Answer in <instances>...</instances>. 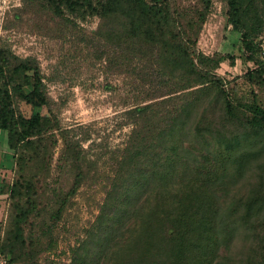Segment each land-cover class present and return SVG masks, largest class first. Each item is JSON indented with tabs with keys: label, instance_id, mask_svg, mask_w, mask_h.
I'll return each instance as SVG.
<instances>
[{
	"label": "trees",
	"instance_id": "trees-1",
	"mask_svg": "<svg viewBox=\"0 0 264 264\" xmlns=\"http://www.w3.org/2000/svg\"><path fill=\"white\" fill-rule=\"evenodd\" d=\"M223 1L241 32L243 55L257 61L262 75L264 0ZM24 2L53 23L99 18L93 40L103 43L111 68L134 76L128 82L134 101L123 113L130 130L117 147L113 174L92 178L86 170L95 163L62 135L58 119L21 110L49 105L37 58L0 45V131L16 173L6 188L13 226L0 251L13 263L27 254L24 226L42 216L36 187L46 183L61 140V159L77 173L68 192L54 191L42 238L53 236L86 183L103 184L104 194L70 264H264V193L243 194L248 146L253 152V142L264 141V107L232 93L217 72L224 59L198 48L213 0L195 8L177 0Z\"/></svg>",
	"mask_w": 264,
	"mask_h": 264
},
{
	"label": "rangeland",
	"instance_id": "rangeland-1",
	"mask_svg": "<svg viewBox=\"0 0 264 264\" xmlns=\"http://www.w3.org/2000/svg\"><path fill=\"white\" fill-rule=\"evenodd\" d=\"M177 2L184 8H195L200 0ZM227 12L223 0H213L198 48L207 56L224 59L217 72L232 93L246 103L255 100L264 107V72L256 74L260 65L249 55H243L241 32L230 22ZM99 25L97 17L75 21L68 17L63 23H53L46 15L32 11L24 0H0V45L8 46L21 58H37L49 98L48 106L22 104L21 110L26 116L42 114L58 119L62 135L81 144L84 156L95 163L86 170L92 178L113 174L117 147L130 130L123 124V113L134 101L132 95L128 96L131 90L128 82L134 76L111 68L103 43L93 40ZM259 41L258 60L264 63V35ZM253 145H258L253 152L251 144L247 149L252 156L243 190L247 196L255 189L264 193V141L256 140ZM62 154L60 140L46 183L36 187L42 216L32 218L24 226L27 254L13 263L12 255L1 250L0 264H70L72 249L86 238L104 196L103 184L97 181H89L71 197L53 236L42 238L41 227L45 222L51 224L49 213L55 206L54 191L68 192L77 173L73 165H66L61 159ZM11 178L12 184L16 178L14 170ZM8 208L11 212V202L6 200V212ZM261 220L264 222V216ZM12 226L13 217L11 222L7 221L6 213L0 224V249ZM261 246L264 247V233Z\"/></svg>",
	"mask_w": 264,
	"mask_h": 264
},
{
	"label": "crops",
	"instance_id": "crops-1",
	"mask_svg": "<svg viewBox=\"0 0 264 264\" xmlns=\"http://www.w3.org/2000/svg\"><path fill=\"white\" fill-rule=\"evenodd\" d=\"M14 167V155L8 147L7 135L0 131V224L6 218V188L11 184Z\"/></svg>",
	"mask_w": 264,
	"mask_h": 264
}]
</instances>
